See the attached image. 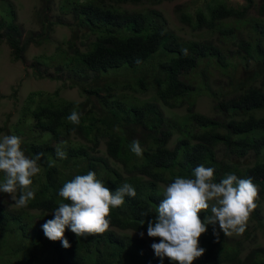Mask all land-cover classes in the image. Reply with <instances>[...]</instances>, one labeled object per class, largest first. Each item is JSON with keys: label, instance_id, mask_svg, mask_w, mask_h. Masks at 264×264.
I'll use <instances>...</instances> for the list:
<instances>
[{"label": "trees", "instance_id": "16d2710c", "mask_svg": "<svg viewBox=\"0 0 264 264\" xmlns=\"http://www.w3.org/2000/svg\"><path fill=\"white\" fill-rule=\"evenodd\" d=\"M2 1L0 48L6 43L14 62L26 63L30 46L44 44L56 27L69 30L66 47L36 58L32 69L40 77L37 67L56 60L59 80L68 73L69 87L85 100L33 93L16 123L0 127V136L21 138L29 158L44 153L33 177L35 199L26 207L0 203V264H172L155 256L151 245L158 238L148 242L125 232L147 234L166 186L178 176L194 178L200 164L215 169L214 182L230 173L251 177L259 199L249 218L254 228L242 236L221 232L217 241L208 225L199 241L205 253L194 264H264V0H198L180 12L193 31L218 32L220 43L184 39L150 8L174 0H39L35 22L41 30L27 38L10 2ZM253 8L257 16L252 17ZM212 71L228 85L210 88ZM201 93L216 102L214 111L222 119L195 110ZM136 94L152 97L141 100ZM185 107L180 120H169L164 112ZM73 110L81 114L78 126L67 120ZM133 140L141 143L140 157L131 151ZM58 145L66 159L55 156ZM90 170L112 190L132 185L136 196L112 209L103 234L77 238L66 229L71 247L65 249L45 237L42 225L68 202L58 195L62 185ZM210 214L209 208L201 218Z\"/></svg>", "mask_w": 264, "mask_h": 264}, {"label": "clouds", "instance_id": "9594fccd", "mask_svg": "<svg viewBox=\"0 0 264 264\" xmlns=\"http://www.w3.org/2000/svg\"><path fill=\"white\" fill-rule=\"evenodd\" d=\"M183 53L187 55V49ZM80 117L81 114L73 110L67 120L78 126ZM21 144V138L14 134L0 139V173L3 174L0 193L8 194L16 207H26L35 199L33 177L40 173L38 161L44 158L43 152L29 158ZM131 151L138 157L142 156L139 140L131 142ZM55 156L61 160L67 158L60 145L55 148ZM48 166L53 165L49 163ZM214 173L215 169L200 164L194 169V178L178 176L164 189L163 199L155 210L156 219L147 223L148 237L159 239L151 248L161 260L167 258L172 264H194L205 253L199 241L208 231V225L213 226L217 241L221 232L224 236H231L242 235L246 231L259 199L257 185L251 177L239 178L231 173L214 182ZM58 195L68 202L60 203L54 209V218L42 225V231L48 240L60 241L67 249L71 245L64 235L66 229H70L77 238L105 233L111 224L112 209L123 206L125 197L134 198L136 191L128 183L112 190L90 170L65 182ZM209 208L211 214L202 219L201 213ZM151 211L148 209L141 215ZM144 234L141 232L140 236Z\"/></svg>", "mask_w": 264, "mask_h": 264}, {"label": "rangeland", "instance_id": "374dc122", "mask_svg": "<svg viewBox=\"0 0 264 264\" xmlns=\"http://www.w3.org/2000/svg\"><path fill=\"white\" fill-rule=\"evenodd\" d=\"M17 13L19 22L24 26L26 38L33 34L40 32V26L35 22V11L39 5V0H8ZM261 0H255L256 4L260 3ZM59 2V0H57ZM198 0H174L172 2H166L156 6H150L155 12L160 14L162 19L166 21L170 30L174 31L180 37L187 40H199L206 41L210 40L212 42L220 43L222 37L218 32L210 34L209 32H195L190 29L187 24L181 22L180 12H185L186 9L190 10L197 4ZM3 1L0 3V10H2ZM9 7V4L7 5ZM144 8V6H128L129 10H139ZM58 14V11H56ZM251 15L257 16V9L253 8L251 10ZM70 38V32L67 28L58 26L55 28L53 33L50 35V39L46 41L41 46L32 45L26 53V63L14 62L12 59V52L9 46L5 43L0 48V91L5 96L4 99L0 100V127H4L8 122L10 124L16 123L19 115L24 106L25 100L33 93L42 92L48 95H55L58 93V97L75 102H81L85 100V97L81 95L78 89L70 88L71 81L69 80L68 73L62 76L59 80L58 74L56 73V60L50 62L49 66L43 64L37 67L42 76L38 77L34 74L32 66L37 64L36 58L42 56L44 59L49 58L54 54L56 48L66 47L63 42H66ZM84 50V48L82 47ZM85 51V50H84ZM213 73L209 77L210 88L215 91L220 90L222 87L228 85L229 80L224 79L217 72ZM51 76V78H50ZM141 100H150L151 95L141 96V94H136ZM144 99H142V98ZM196 111L210 118L222 119L221 115H218L214 111L216 102L206 94H200L196 96ZM165 115L169 120L183 119L186 115V107L182 109L166 111L164 109ZM3 134L0 139L3 138ZM177 135L174 137L175 143ZM104 147L102 148V152ZM0 203L7 204L12 207L14 201L11 197H0ZM214 203L213 202H210ZM247 227L254 228V226L248 220ZM130 236L142 238L150 242V238L147 234L143 237L140 233L134 231L125 232ZM235 237L238 235L233 234ZM243 235V234H242ZM241 235V236H242ZM261 244L264 246V234L260 236Z\"/></svg>", "mask_w": 264, "mask_h": 264}]
</instances>
